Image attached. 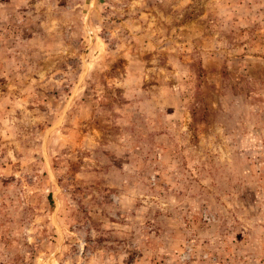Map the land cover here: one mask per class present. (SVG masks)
Masks as SVG:
<instances>
[{"label":"rangeland","instance_id":"rangeland-1","mask_svg":"<svg viewBox=\"0 0 264 264\" xmlns=\"http://www.w3.org/2000/svg\"><path fill=\"white\" fill-rule=\"evenodd\" d=\"M0 264H264V0H0Z\"/></svg>","mask_w":264,"mask_h":264}]
</instances>
